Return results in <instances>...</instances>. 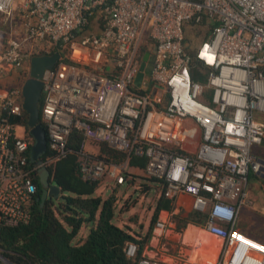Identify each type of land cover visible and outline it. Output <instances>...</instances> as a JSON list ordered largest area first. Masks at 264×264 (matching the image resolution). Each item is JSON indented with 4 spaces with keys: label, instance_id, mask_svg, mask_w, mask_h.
Returning a JSON list of instances; mask_svg holds the SVG:
<instances>
[{
    "label": "built area",
    "instance_id": "obj_1",
    "mask_svg": "<svg viewBox=\"0 0 264 264\" xmlns=\"http://www.w3.org/2000/svg\"><path fill=\"white\" fill-rule=\"evenodd\" d=\"M0 14L9 27L0 82L27 71L35 57L61 55L44 76L45 167L68 155L74 131L82 146L105 143L127 161L146 158L145 173L162 196L194 197L206 231L224 240L218 264H228L232 250L264 261V245L245 246L236 230L250 204L249 176L264 174L256 152L264 145V0H0ZM191 23L213 29L196 52L186 36ZM193 53L206 68L205 84L192 79ZM23 109V86L0 96V233L31 222L40 179L34 140L12 121ZM78 161L85 180L108 171L91 154ZM125 253L134 258L137 245ZM138 264L156 263L142 257Z\"/></svg>",
    "mask_w": 264,
    "mask_h": 264
},
{
    "label": "trees",
    "instance_id": "obj_2",
    "mask_svg": "<svg viewBox=\"0 0 264 264\" xmlns=\"http://www.w3.org/2000/svg\"><path fill=\"white\" fill-rule=\"evenodd\" d=\"M210 30L212 34L213 29ZM86 31H93V25L90 24ZM192 55V79L194 82L205 84L203 72H206V68L195 53ZM12 121L24 127L30 136L26 113ZM101 145H104L108 152L115 151L118 159L112 160L100 155L99 158L114 163L126 159V152L105 143ZM68 147L71 151L66 157L48 166L50 181L62 190L61 204L54 210L50 203L52 198L43 199L44 186L36 176L37 194L31 205V222L2 230L0 254L13 264H138L146 244L145 238L138 239L115 225V199L94 195L99 180L89 181L82 177L77 158L82 149V136L79 133H72ZM49 153L47 149L43 159ZM130 164L145 170L147 160L132 154ZM161 202H164V207L170 204V201H164V198ZM85 223H89L92 228L87 239L77 243L75 238ZM131 242L137 245L134 258H128L125 253L128 243ZM2 262L0 260V264Z\"/></svg>",
    "mask_w": 264,
    "mask_h": 264
},
{
    "label": "crops",
    "instance_id": "obj_3",
    "mask_svg": "<svg viewBox=\"0 0 264 264\" xmlns=\"http://www.w3.org/2000/svg\"><path fill=\"white\" fill-rule=\"evenodd\" d=\"M6 32L0 30V43L5 41ZM6 34V35H5ZM18 73H8L0 82V96H5L12 88L20 87ZM259 148L262 150L260 151ZM257 151L263 153L264 145ZM259 155V154H258ZM94 156V155H93ZM99 158V157H98ZM105 160V159H103ZM108 177L99 180L94 195L115 199L113 223L128 231L138 239L146 240L142 257L156 264H218L222 259L224 240L206 231V216L194 211V197L180 195L176 200L162 196L160 186L156 187L143 180L144 168L133 166L126 160V170L131 180L119 164L105 160ZM117 175H122L124 183L119 184ZM130 180V181H129ZM143 184H148L142 189ZM127 185L122 189V186ZM250 204L239 214L236 230L243 233L239 238L245 246L258 250L264 245V176L251 173L246 188ZM164 201L170 204L164 207ZM158 206L160 209L158 210ZM89 223L82 225L75 240L84 242L91 230ZM232 264H241L245 254L232 250Z\"/></svg>",
    "mask_w": 264,
    "mask_h": 264
},
{
    "label": "water",
    "instance_id": "obj_4",
    "mask_svg": "<svg viewBox=\"0 0 264 264\" xmlns=\"http://www.w3.org/2000/svg\"><path fill=\"white\" fill-rule=\"evenodd\" d=\"M60 53L56 52L53 55H44L35 57L31 61V75L23 86L24 94V112L28 115L29 135L34 140V145L31 147V160L36 167H39L40 180L44 186L43 199L57 198L62 194L60 187L51 182L49 179L50 171L45 167L42 159L47 150V137L45 127L40 121V105L42 96L44 95L45 72L53 69L60 60ZM148 59V54H145L140 70L145 69V62ZM264 162V159H263ZM264 176V174H263ZM0 260L5 263L13 264L6 260L0 254Z\"/></svg>",
    "mask_w": 264,
    "mask_h": 264
},
{
    "label": "rangeland",
    "instance_id": "obj_5",
    "mask_svg": "<svg viewBox=\"0 0 264 264\" xmlns=\"http://www.w3.org/2000/svg\"><path fill=\"white\" fill-rule=\"evenodd\" d=\"M8 28V24L4 18L3 15L0 14V30L2 32H6V29ZM6 35V34H5ZM186 36H187V39L190 43V45L192 46V49L193 51H197L199 50L200 46L202 45V43L205 41V40H208L210 37H211V30L210 28L206 27V26H197L195 24H189L187 25L186 27ZM7 38V35L5 36V39ZM148 52H146L145 54H147ZM144 54V56H145ZM29 68V69H28ZM27 71L25 72H19L18 74V82L17 84L20 85L21 87L24 86L25 82L30 78V75H31V65L29 63L28 67H27ZM140 77H142L140 75ZM139 77V78H140ZM166 101V98L164 100V102ZM165 105V103H163V106ZM41 106V105H40ZM258 118L259 119H263L264 120V114H258ZM19 136H23L24 135V130H20L18 132ZM188 148H190V150H196V146H189L188 145ZM259 150L261 151L262 149L259 148ZM257 152V154L259 155H263V153L261 152ZM87 154H91V155H94L95 157H98L99 155L100 156H105V157H110L112 160H117V154L115 151H110L108 152L105 148H104V145H101V143H94V142H86L84 143V145L82 146V149H81V153L77 156L78 160H81L82 158H85L87 156ZM126 160H127V157L125 160L121 161V162H118L117 164H119V166L121 167V169L123 171H125L126 175H128L127 178H129L130 180L132 179L127 170H126V166H127V163H126ZM106 177H108V173H106L105 177L101 180V182L106 179ZM129 180V181H130ZM143 180H146L148 181L150 184H154L156 185V187L158 185V183L152 179H150L145 171H144V177H143ZM148 184H143L142 185V189H144V187H147ZM127 185H124L122 186V189L126 188ZM161 189V188H160ZM61 195H59L57 198H52L50 199V203H52V207L54 210H57V207L59 204H61ZM241 235L245 236L243 233H241ZM2 264H8V263H5V262H2Z\"/></svg>",
    "mask_w": 264,
    "mask_h": 264
},
{
    "label": "bare ground",
    "instance_id": "obj_6",
    "mask_svg": "<svg viewBox=\"0 0 264 264\" xmlns=\"http://www.w3.org/2000/svg\"><path fill=\"white\" fill-rule=\"evenodd\" d=\"M203 53H204L203 55H205V52H203ZM73 56L75 58H77L79 56V53L75 52ZM207 58H208V61L210 63H212V58H210V57H207ZM259 249H261V248H259ZM232 253H233V251H231L229 256H228V264H232V260H231L232 259ZM241 264H264V261L262 259H255L254 257L247 254L244 256Z\"/></svg>",
    "mask_w": 264,
    "mask_h": 264
},
{
    "label": "flooded vegetation",
    "instance_id": "obj_7",
    "mask_svg": "<svg viewBox=\"0 0 264 264\" xmlns=\"http://www.w3.org/2000/svg\"><path fill=\"white\" fill-rule=\"evenodd\" d=\"M42 159H43V157H42ZM44 160V159H43Z\"/></svg>",
    "mask_w": 264,
    "mask_h": 264
}]
</instances>
